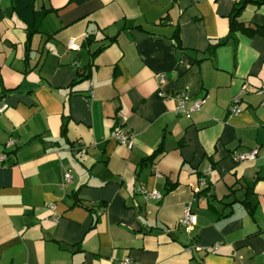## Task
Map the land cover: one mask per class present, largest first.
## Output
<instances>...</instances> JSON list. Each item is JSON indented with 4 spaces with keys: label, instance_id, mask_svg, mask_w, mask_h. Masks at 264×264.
Returning <instances> with one entry per match:
<instances>
[{
    "label": "crops",
    "instance_id": "obj_1",
    "mask_svg": "<svg viewBox=\"0 0 264 264\" xmlns=\"http://www.w3.org/2000/svg\"><path fill=\"white\" fill-rule=\"evenodd\" d=\"M239 2L36 0L53 11L28 57L15 0H0V264H264V37L213 46ZM239 21L264 28V5ZM160 73L201 110L160 98Z\"/></svg>",
    "mask_w": 264,
    "mask_h": 264
},
{
    "label": "trees",
    "instance_id": "obj_2",
    "mask_svg": "<svg viewBox=\"0 0 264 264\" xmlns=\"http://www.w3.org/2000/svg\"><path fill=\"white\" fill-rule=\"evenodd\" d=\"M73 2L82 3L86 0H72ZM36 0H15V12L18 17L25 23L28 32L27 38V56L29 57L31 51V42L35 35L41 31L42 23L47 15L53 11L52 9L37 10L35 8ZM249 4L264 5V0H240L237 4L234 13L230 19V32L225 41L219 42L217 45H213L214 48L226 43L230 39H235L237 32H240L248 37L260 35L264 37L263 27H247L245 24L239 21V16L246 9ZM96 54H94L95 56ZM79 76V78L72 84L75 85L81 81L87 80L89 77ZM1 81V80H0ZM1 83V82H0ZM169 94V93H168ZM70 122V116H64V121L61 127V137L68 141V127ZM115 138V137H114ZM116 140V139H115ZM117 141V140H116ZM118 142V141H117ZM164 145L161 144L159 148L149 157L142 160L141 165L153 164L155 161L164 153ZM8 157V156H7ZM6 159V158H5ZM209 191V188L204 190L202 193L205 194Z\"/></svg>",
    "mask_w": 264,
    "mask_h": 264
},
{
    "label": "built area",
    "instance_id": "obj_3",
    "mask_svg": "<svg viewBox=\"0 0 264 264\" xmlns=\"http://www.w3.org/2000/svg\"><path fill=\"white\" fill-rule=\"evenodd\" d=\"M69 48L76 50L78 49V47L74 44V41H71L69 43ZM157 79L159 81V85H160V90L158 92V95L160 98H162L163 100L169 101L171 99L176 100L177 102V107H176V112L178 114H182L184 116L189 117L193 112H197L201 110V107L205 101V99H198L195 101L194 105L192 107H187L186 106V101L188 100L187 94L185 92H180L177 94H168L164 89V85L167 81V75L165 73H160L157 75ZM245 94V90H242L241 93L234 97L231 105H230V112L233 115H237L240 114L242 112V108L240 106L241 104V96ZM7 105L4 104L0 111L3 112L7 109ZM115 139L118 141L119 144L127 146V148L132 149L134 147V139L129 135V134H125L123 132L117 131L115 133ZM15 142H10L8 144V147L14 146ZM257 150H253L252 152L248 153V154H244V155H240L237 157V159L239 160H254L257 157ZM6 155H2L0 157V164L5 160ZM65 178V182H69L71 179V175L70 173L65 174L64 176ZM65 184H62V187H64ZM203 188H205V183L203 185ZM148 196L157 198V199H161V195L158 193H152V194H148ZM180 224L186 229L187 233H190L193 231L194 227L197 224V216L192 212L191 208H187L184 216L182 217ZM220 245H216L214 246V250H217L219 248ZM122 264H132V261L130 259H126L125 261L122 262Z\"/></svg>",
    "mask_w": 264,
    "mask_h": 264
},
{
    "label": "rangeland",
    "instance_id": "obj_4",
    "mask_svg": "<svg viewBox=\"0 0 264 264\" xmlns=\"http://www.w3.org/2000/svg\"><path fill=\"white\" fill-rule=\"evenodd\" d=\"M185 231H186V229H185ZM189 234V233H188Z\"/></svg>",
    "mask_w": 264,
    "mask_h": 264
}]
</instances>
